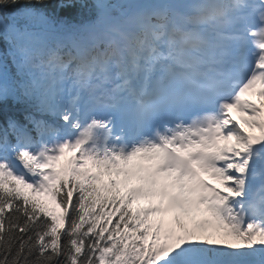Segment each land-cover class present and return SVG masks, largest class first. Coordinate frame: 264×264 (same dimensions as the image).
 I'll return each instance as SVG.
<instances>
[{
  "label": "snow or ice",
  "instance_id": "obj_1",
  "mask_svg": "<svg viewBox=\"0 0 264 264\" xmlns=\"http://www.w3.org/2000/svg\"><path fill=\"white\" fill-rule=\"evenodd\" d=\"M0 264H264V0H0Z\"/></svg>",
  "mask_w": 264,
  "mask_h": 264
},
{
  "label": "rangeland",
  "instance_id": "obj_2",
  "mask_svg": "<svg viewBox=\"0 0 264 264\" xmlns=\"http://www.w3.org/2000/svg\"><path fill=\"white\" fill-rule=\"evenodd\" d=\"M235 115H236V114H234V116H235ZM238 116L240 117V114H239ZM239 117H238V118H239Z\"/></svg>",
  "mask_w": 264,
  "mask_h": 264
},
{
  "label": "bare ground",
  "instance_id": "obj_3",
  "mask_svg": "<svg viewBox=\"0 0 264 264\" xmlns=\"http://www.w3.org/2000/svg\"><path fill=\"white\" fill-rule=\"evenodd\" d=\"M236 118H238V116H236Z\"/></svg>",
  "mask_w": 264,
  "mask_h": 264
}]
</instances>
